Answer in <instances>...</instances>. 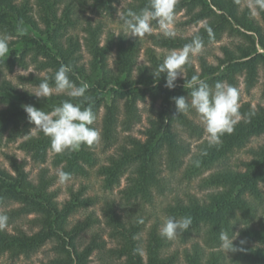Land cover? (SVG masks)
Returning a JSON list of instances; mask_svg holds the SVG:
<instances>
[{"label": "trees", "instance_id": "1", "mask_svg": "<svg viewBox=\"0 0 264 264\" xmlns=\"http://www.w3.org/2000/svg\"><path fill=\"white\" fill-rule=\"evenodd\" d=\"M119 1L91 0L88 5L94 12L112 16ZM86 2L36 0L39 6L37 20L28 0H0V36L16 37L8 40L9 57L0 59V73L3 65L12 70L16 64L25 66L32 62L37 72L18 74L19 83L38 86L47 79L50 87H55V72L61 65L70 66V80L77 86L88 85L86 95L90 100L83 107H91L95 120L103 108L100 137L105 146L118 141L119 128L129 131L139 122L138 102L147 97L150 99L155 115L149 118L145 137L127 134L107 156V163L96 169L105 189L118 185L122 177L126 181L120 189L123 205L104 200L102 223L115 241L109 252L121 259L120 264H177L179 254L165 252L170 240L160 235V221L147 226V215L138 209L151 204L154 195L162 194L167 188L163 165L175 170L190 154V145L180 136L178 128L190 136L201 137L203 133V128L190 115L194 110L177 113L173 98L184 96L190 100L191 89L185 88L184 84L194 75L211 87L216 82H226L237 90L242 75L245 89L249 91L257 81L260 66L264 65V26L248 7L242 6L241 0H177L174 13L184 10V24L202 22V25L189 35L176 34L173 38H166L162 33L151 34L153 45L182 49L197 35L202 39L203 47L220 40L223 35L240 39L232 47L221 45L223 55L217 57L216 63L200 55L197 69L188 60L183 66L184 76L178 77L175 88L168 89L165 87L166 73L159 79L153 75L163 62L154 49L148 47L146 50L149 65H137L139 45L135 38L115 37L110 33L101 43L102 23H93L85 15L81 6ZM252 2L264 24V8L259 7L257 0ZM147 5L148 0H130L123 8V15L128 11L138 13ZM81 18L83 43L91 55L89 69L81 63L79 38L68 32ZM18 27L25 29L26 35L21 36ZM113 52L114 68L111 69L108 60ZM33 93L9 79H0V142L5 133L10 140L27 135L19 148L33 161L44 164L53 152L52 164L59 167L60 172L68 173L70 177L87 175L89 168L97 163L95 144L57 154L50 147L49 137L37 129L33 134L30 132L35 125L24 110L25 105H31L51 113L63 101L79 104L82 98L53 93L43 99ZM239 105L241 119L234 125V131L224 134L220 143L211 147L207 139H203L190 155L186 170L190 174L214 169L201 182L211 191L202 197L195 194L177 197L165 207L171 218L191 217L192 224L180 234L183 241L188 242L200 234L204 242L202 246L194 240L191 247L184 250L185 264H264V105L252 106L247 101ZM94 122L90 127L95 128ZM260 136H263L262 141L249 149L250 157L241 161L240 168L225 165L224 160L233 151ZM3 155L9 166L0 162V207L17 204L6 212L9 220L32 215L28 219L32 231L21 227L0 228V255H30L47 242L54 241L57 254L40 264H90L92 254L105 248V240L98 232H93L82 247L78 241L80 235L99 219L88 214L72 223L70 218L79 209L94 204L95 196L84 195L83 189H70L69 197L60 202L58 192L51 189L56 176L49 174L48 167L40 166L36 178L32 179L26 170L25 159L19 160L14 153L4 152ZM221 232L230 237L236 235L233 238L235 252L217 249L221 245Z\"/></svg>", "mask_w": 264, "mask_h": 264}, {"label": "rangeland", "instance_id": "2", "mask_svg": "<svg viewBox=\"0 0 264 264\" xmlns=\"http://www.w3.org/2000/svg\"><path fill=\"white\" fill-rule=\"evenodd\" d=\"M19 2L21 0H18ZM85 5L81 6L82 9L85 11V15H88L93 23H97L100 21L102 23V34H101V43H104V41L107 39L108 35L111 33L115 37L118 35H123L126 38H135L131 36H127L122 22L120 20V16L123 15V8L126 7L127 3L130 0H120L117 2L116 5V12L114 15L109 16L105 13H97L92 11L90 5L88 3L91 2V0H87ZM28 3L32 7V12L34 14V17L39 20L38 18V5L36 4V0H28ZM243 7H248L251 11V14L264 26L262 21L259 18V15L255 9L254 3L252 0H241ZM60 7H63V4L60 5ZM186 19V16L184 14V10H181L179 12L174 13V22L172 25L173 30L176 34H182V35H189L193 33L195 30L198 29L202 25V22H200L197 25L194 24H184V20ZM83 22V19H79V22L77 25L73 28L69 29V33H72L74 37L79 38V41L81 42V49H80V57H81V63L87 69H89V62L91 60V55L88 53L86 47L83 43V35L84 32L81 29V24ZM41 25H43L41 23ZM161 33L160 29L153 23V31L151 34ZM151 34H146L143 37L135 38V40L138 42L139 45V54L137 57V65L138 64H150L149 54L147 53V48L151 47L154 49V51L157 53V56L164 58L173 50L161 48L158 46L153 45V42L151 40ZM8 40L15 39L16 37H7ZM239 37L234 36H228L223 35L220 40L215 41L211 44H209L206 47H202L200 53L189 57V61H191L195 68L199 69V60L198 56L204 55L209 62L216 63L217 57H221L223 55V52L221 50V45H228L230 47L234 46V44L239 40ZM180 50V49H176ZM9 57H3L0 59H7ZM109 66L111 69L114 68V52L109 57ZM30 72L36 73L37 70L34 67V64L32 62H29L27 65H14L12 70H9L7 66H2V72L0 73V79L6 78L12 81L14 84H17L20 88H28L31 91L35 92L37 90V86L30 85V84H20L17 75L18 74H28ZM42 74V73H41ZM185 72L183 69L182 75L184 76ZM182 76V77H183ZM181 78V77H180ZM243 76H239V82H238V93L240 100H238L239 104L247 101L251 103L252 106H256L258 104L264 105V65H261L259 68V75L257 78L256 83L254 86L247 91L245 89V83L243 81ZM54 88V87H53ZM106 96L110 97V94L107 93ZM120 104V116L122 117V100L119 102ZM2 106V105H1ZM139 107V113H140V120L138 123H136L132 129L129 131H123L121 128L118 129V141L111 146H105L102 142L101 137L99 138V141L94 143V151L96 153L97 157V163L95 166L89 168V173L87 175H75L70 177L67 181H61L60 180V168L55 167L52 164V156L53 152H50L47 161L44 164H39L33 161V159L22 149L19 148V143L27 138V135H24L22 137H18L15 140H10L7 133L3 136L1 142H0V162L8 167V162L6 161L3 153H14L17 155L18 159H25L26 160V170L29 172V176L33 179L36 178V175L39 171L40 166H46L48 167L49 174L55 175V182L51 189H54L58 192V200L60 202L64 201L69 197V191L70 189L78 190L83 189L84 195H90L95 196L96 201L94 204H91L88 207L81 208L77 212H75L71 216V222H75L76 220L85 218L88 214H92L94 217H97L99 221H97L95 224H93L88 230L83 232L79 237V247H82V245L88 241L90 235L93 232H98L101 237L105 240V248L101 251H95L91 256L90 264H120L121 259L113 256L109 249L115 246V241L110 238L108 235V228L102 223L103 220V214L101 210V206L106 199L114 200L117 204L120 203V205H123V200L121 198L120 189H122L125 186V178L122 177L120 183L118 185H115L112 189H105L102 186V177L98 175L96 172L97 167L100 164L107 163V156L113 153L116 150V145L121 143L124 139V136L127 134H131L137 137L144 138V131L149 126V118L153 117L155 115V108L151 105L150 99L147 97L145 101L138 102ZM103 114V108H100L98 115L96 117V120L94 122L96 130L100 133V127H101V117ZM193 119L196 121V123L203 128V133L201 137L198 136H190L188 132H186L183 129L178 128V131L180 132V136L185 139V141L190 145V154H188L183 161V164L176 168L175 170H169L166 166V164L163 165V176L166 181V189L162 194H155L153 198V202L151 204H144V206L138 207L139 210H143L145 212V215H147V226L151 223H154L156 221H160V228L163 225V223L170 218L167 211L165 210V207L172 203L175 198L181 197L185 198L188 194H195L199 197L204 196L207 192L211 191V188L205 187L201 184L202 178L205 177L207 174H209L214 169L211 168L209 170H204L201 173L197 175L190 174L187 170V167L189 165L190 155L196 151L198 143H200L203 139H207V134L205 132L204 126L202 122L200 121L198 115L196 114L195 110L193 113L190 114ZM36 129L35 127L30 130V132L33 134L35 133ZM263 136L255 137L253 138L246 146L242 148H238L235 151H233L225 160L224 163L227 166H230L232 168H240L241 161L248 159L250 157L249 149L252 146L257 145L262 141ZM192 175V176H190ZM262 188L264 189V184L262 185ZM17 204L15 203H9L5 204L0 207V214L6 215V212L12 208L15 207ZM32 215L29 216H22L15 220H9L7 221L6 227L9 230H13L14 227H21L23 229H26L28 231H32L31 226L28 223V219ZM182 236L177 235L175 239L170 240L169 248L165 251L166 253H172L177 252L180 256V260L177 264H185L183 261V253L185 249H189L191 247V243L196 240L199 241V243L204 246V242L201 239V235L193 237L188 242L183 241ZM230 237V236H229ZM236 235H232L230 238H235ZM54 241H49L45 245L41 246L37 251L30 255H20L17 257H10L7 254L0 255V264H40L41 262L47 261L48 259L54 257L56 253ZM216 249V248H215ZM217 249H220L226 253L223 248L218 247ZM207 250H211L208 249Z\"/></svg>", "mask_w": 264, "mask_h": 264}, {"label": "clouds", "instance_id": "3", "mask_svg": "<svg viewBox=\"0 0 264 264\" xmlns=\"http://www.w3.org/2000/svg\"><path fill=\"white\" fill-rule=\"evenodd\" d=\"M177 0H148V5L140 12L128 11L120 16L124 31L127 36L140 38L153 31V22L166 38L175 37L172 28L174 22V9ZM260 8H264V0H257ZM17 32L26 35L25 29L17 28ZM209 32L211 30L209 29ZM203 47L202 39L197 35L192 42L186 44L180 50L171 51L153 72L159 79L162 73H166L165 87L173 89L176 87L178 77H182L183 66L188 62L190 55L200 53ZM9 54V44L6 35L0 36V58ZM71 67L61 65L54 74L55 87H50L47 79L42 81L33 93L37 98H47L53 93L64 94L72 98H82L79 104H73L66 100L55 107L51 113L38 110L34 106L25 105L24 110L28 119L35 125V129L50 138V147L57 153L78 151L81 145L92 146L99 141L100 133L90 127L95 120L91 107H83L90 100L86 95L88 85L86 83L77 86L69 78ZM184 87L191 89L190 100L184 96L174 97L177 113H188L195 110L202 122L207 134L208 145L214 146L220 143L224 134H231L234 125L241 119L239 112L238 90L226 82H216L214 87L200 79L192 76ZM198 163V162H197ZM70 174L61 172L60 180L67 181ZM7 215L0 214V228L6 226ZM192 224L191 217L180 219L168 218L160 229V235L168 240H173L182 234ZM221 247L226 252H235L237 249L226 232H221Z\"/></svg>", "mask_w": 264, "mask_h": 264}]
</instances>
